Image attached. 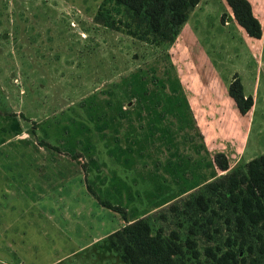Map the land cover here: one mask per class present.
<instances>
[{
	"label": "rangeland",
	"instance_id": "obj_1",
	"mask_svg": "<svg viewBox=\"0 0 264 264\" xmlns=\"http://www.w3.org/2000/svg\"><path fill=\"white\" fill-rule=\"evenodd\" d=\"M249 1L260 37L226 0H199L157 44L96 21L101 0H0V264H127L108 239L125 218L97 195L145 215L181 246L175 261L214 264L208 247L241 239L221 195L183 201L221 173L216 151L234 166L264 149V0ZM234 73L253 97L244 117ZM257 251L240 263L264 264Z\"/></svg>",
	"mask_w": 264,
	"mask_h": 264
},
{
	"label": "trees",
	"instance_id": "obj_2",
	"mask_svg": "<svg viewBox=\"0 0 264 264\" xmlns=\"http://www.w3.org/2000/svg\"><path fill=\"white\" fill-rule=\"evenodd\" d=\"M226 1L232 9L234 18L247 34L260 37L262 25L253 13L250 1ZM198 2L199 0H101L94 17L105 26L123 27L127 33L139 39L160 44L171 42L176 38L181 25L188 19L190 10ZM228 95L233 98L241 113L247 112L253 104V97L251 94H245L238 73H234L229 82ZM39 143L59 150L57 145L45 139H40ZM78 153H73V156L77 157ZM213 161L221 173L185 198L183 207H194L196 211L206 210L209 201H212V196L221 195L223 203L233 212L235 227L242 237L238 240L234 238L229 247L220 252L208 247L207 255L214 264H241L243 257L240 258L238 255L243 254L245 249L252 254L258 248L257 252L264 257V235L261 231L256 235L260 243L254 240L249 242L246 237L244 238L246 234L254 233L257 228L264 229V152L231 166L227 154L224 151H216ZM87 186L96 196L90 184ZM97 199L102 205L120 212L125 218V223L108 235L110 246L120 252V258L124 262L188 264L183 260L175 261L174 254L182 251L181 246L165 239L160 233H151L150 223L145 215L127 219L126 209L122 205L114 204L98 195ZM170 208L177 210L178 206L172 202ZM194 230V227L189 229L191 233ZM235 243L236 247H230ZM187 244L192 254L197 257L199 250L195 247V243L189 239Z\"/></svg>",
	"mask_w": 264,
	"mask_h": 264
},
{
	"label": "crops",
	"instance_id": "obj_3",
	"mask_svg": "<svg viewBox=\"0 0 264 264\" xmlns=\"http://www.w3.org/2000/svg\"><path fill=\"white\" fill-rule=\"evenodd\" d=\"M233 102H234V100H232ZM235 104V103H234ZM246 113H248V111L246 112ZM246 113H244V114H241L242 115V117H244V115H246ZM259 134H260V132H259ZM257 137H258V135H257ZM262 138L260 137V139H259V141H255L254 143L256 144L255 146L257 147V148H259V147H261V144H260V140H261ZM246 150H250V148H249V146L247 147V149ZM257 152H259V153H261V152H264V149H260L259 148V150H257ZM256 155V153L252 156V157H254ZM242 156V155H241ZM251 157V158H252ZM248 159H250V158H248ZM143 211V210H142ZM142 216V215H141ZM134 219V218H133Z\"/></svg>",
	"mask_w": 264,
	"mask_h": 264
}]
</instances>
